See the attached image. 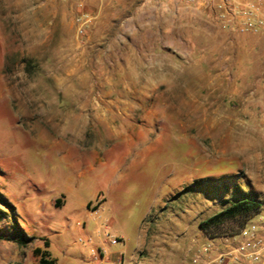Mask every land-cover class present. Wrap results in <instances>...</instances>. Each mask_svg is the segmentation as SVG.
Masks as SVG:
<instances>
[{
	"label": "rangeland",
	"instance_id": "rangeland-1",
	"mask_svg": "<svg viewBox=\"0 0 264 264\" xmlns=\"http://www.w3.org/2000/svg\"><path fill=\"white\" fill-rule=\"evenodd\" d=\"M98 1L0 0V264H38L36 248L56 264H190L264 222L262 57L237 80L226 59L136 83V56L107 49L119 12ZM234 185L261 209L204 230Z\"/></svg>",
	"mask_w": 264,
	"mask_h": 264
},
{
	"label": "crops",
	"instance_id": "crops-1",
	"mask_svg": "<svg viewBox=\"0 0 264 264\" xmlns=\"http://www.w3.org/2000/svg\"><path fill=\"white\" fill-rule=\"evenodd\" d=\"M235 1L239 6L253 2ZM221 4L222 0H202L197 3H190L188 0L98 1L100 9L110 5L119 12L115 32L108 38L111 42L107 49L111 50L115 43L117 50L124 55L136 56V83H174L178 80L187 83L189 62L202 65L211 60L220 64L226 59L229 70L235 72L237 80L239 73L250 69L253 57L258 54L263 59L264 72V26L256 34L235 32L229 26L227 10L218 9ZM262 7L264 8V2ZM98 14H102V11ZM241 19L236 18L235 21L240 22ZM196 41L198 44L199 41L206 43L196 46ZM183 63L186 64L185 67H182ZM200 71L203 72L204 69L201 68ZM87 100V97H82L77 102L90 103ZM100 100L101 104L109 102L108 98ZM149 103L150 99L147 97L136 98V105ZM104 110L100 114L107 115L109 109ZM136 115L147 119L151 111L136 107ZM262 180L264 182V171ZM58 199L54 200L55 208H61L66 202L60 201L59 206H56ZM52 258L57 262L55 257Z\"/></svg>",
	"mask_w": 264,
	"mask_h": 264
},
{
	"label": "built area",
	"instance_id": "built-area-1",
	"mask_svg": "<svg viewBox=\"0 0 264 264\" xmlns=\"http://www.w3.org/2000/svg\"><path fill=\"white\" fill-rule=\"evenodd\" d=\"M197 3L202 0H188ZM264 0H253L252 3L239 6L235 0H222L218 9L227 10L230 17L229 26L237 33L256 34L264 26ZM236 18H242L236 22ZM77 29V36H83L85 24ZM115 239L111 243H116ZM190 264H264V222L252 223L229 240L219 238L208 240L191 258Z\"/></svg>",
	"mask_w": 264,
	"mask_h": 264
},
{
	"label": "trees",
	"instance_id": "trees-1",
	"mask_svg": "<svg viewBox=\"0 0 264 264\" xmlns=\"http://www.w3.org/2000/svg\"><path fill=\"white\" fill-rule=\"evenodd\" d=\"M225 190L227 188L225 187ZM224 207L217 213L211 215L200 226L205 230L213 226L220 225L225 221L232 220L240 215H249L255 211H258L262 207V203L257 196L252 193L251 190L240 189L237 185L233 186V194L229 199H223ZM60 200L56 201V206H59ZM21 245H25L26 242L18 240ZM47 242H45V248H48ZM34 254L38 257V264H56V261L51 258L49 251L41 250L39 248L34 249Z\"/></svg>",
	"mask_w": 264,
	"mask_h": 264
}]
</instances>
